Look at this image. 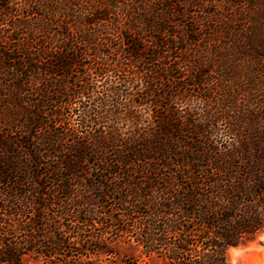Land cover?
<instances>
[{"label": "trees", "instance_id": "1", "mask_svg": "<svg viewBox=\"0 0 264 264\" xmlns=\"http://www.w3.org/2000/svg\"><path fill=\"white\" fill-rule=\"evenodd\" d=\"M232 2L219 39L167 34L156 0H40L13 23L27 36L0 55V264H231L264 229V0ZM188 41L192 82L142 65Z\"/></svg>", "mask_w": 264, "mask_h": 264}, {"label": "rangeland", "instance_id": "2", "mask_svg": "<svg viewBox=\"0 0 264 264\" xmlns=\"http://www.w3.org/2000/svg\"><path fill=\"white\" fill-rule=\"evenodd\" d=\"M83 1H87L85 8L89 9V7H91V5H93V3H96L98 0ZM125 1L126 0H124V2ZM39 2L40 0H0V55L5 53L4 51H6L7 49L8 55L14 53L12 52V49L19 44V41L14 40V37L25 39V37L27 36L26 30L21 27L14 31L15 28L13 29V23L22 18H37L39 15H36L37 13L34 11L39 9ZM156 2L162 3L163 7L165 8L164 11L168 12L169 14L170 23L167 28V34L176 33L179 36H194L198 38L209 36L219 39L220 36L217 33L221 31V25L223 24V21L227 19L231 20V18L233 19L237 7V5H233L234 3L232 2V0H156ZM159 5L160 7H162L161 4ZM33 12L35 14H33ZM38 14H41L40 10H38ZM92 18L93 16H89L90 20H92ZM82 28L90 29L94 28V25L81 27L80 29ZM188 33L190 36L187 35ZM167 34H163V36H160L168 38ZM128 35H130L129 32ZM111 38L117 43L122 42L123 40L122 33H116L115 36ZM180 43L181 42H179V44ZM180 45H182L185 49L182 50L178 47L164 45V47L162 48H157L158 56L156 57L153 56L152 51H149L150 54L145 53V64L142 65H149L148 62H151L150 66L157 67L158 65H164V61H167V65H183L185 70L181 68L180 73L178 74L181 77L178 78L177 81L179 83L192 82L189 75V66L192 65V63H190L189 61H193L197 57L196 55L199 54L200 46L198 44H194L193 41L183 42ZM207 45H209V42L207 43ZM208 48L210 49V47ZM213 48H215L213 52L211 54H208V57L211 59L216 58L215 50L218 51V48L214 43ZM102 50H104L106 53L112 52V54H110V58H120L123 62H127V60H125L127 54L121 55V53H117L116 50L113 51L108 46L102 47ZM87 53L91 54L89 57L87 54L83 55V58L87 61L94 60L96 63L103 62L100 59L102 55H93L92 51ZM13 55H15V53ZM159 55H163L164 57L160 58ZM156 59H158V61ZM0 63H2V60H0ZM108 64L125 65L126 63L122 64L112 62ZM5 65L7 64L5 63ZM134 65H136V63ZM202 65H211V63L205 62L202 63ZM213 65H218V63L216 62ZM186 67L189 68L187 69ZM202 70H204V68ZM178 71L179 70H177V72ZM119 75L123 77L126 75V72L122 71L119 73ZM92 77L97 78L96 74H92ZM209 78L211 79V77ZM210 79H208V81ZM211 84L212 83H210V85ZM197 90H199V88H196L195 93H197ZM205 93L206 92H204V94L202 93L201 95L204 96L206 95ZM190 102L193 104L195 101L193 99ZM178 105L183 106V104L180 102L178 103ZM186 106L187 105L185 104L183 107L186 108ZM74 118L75 117H73L72 119V123L76 126V120ZM106 121L107 119L102 120V122ZM121 125L124 127V129L128 128L129 126L125 122H122ZM93 128H104V125H96L93 126ZM252 244H254L257 248L248 251V255L243 254L242 252L246 248L249 249ZM235 248H238L241 251L235 252L234 248L230 250L229 260L231 264H264V229L244 244H241L240 246Z\"/></svg>", "mask_w": 264, "mask_h": 264}, {"label": "bare ground", "instance_id": "3", "mask_svg": "<svg viewBox=\"0 0 264 264\" xmlns=\"http://www.w3.org/2000/svg\"><path fill=\"white\" fill-rule=\"evenodd\" d=\"M255 248H257L254 244H252L251 246H250V248L249 249H245L242 253L243 254H245V255H248V251H251L252 249H255ZM234 251L235 252H240L241 250L240 249H238V248H234ZM236 255V254H235ZM248 257V256H247Z\"/></svg>", "mask_w": 264, "mask_h": 264}]
</instances>
